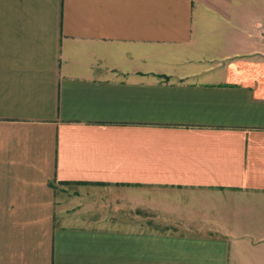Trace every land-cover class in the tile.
<instances>
[{"label":"crops","instance_id":"obj_1","mask_svg":"<svg viewBox=\"0 0 264 264\" xmlns=\"http://www.w3.org/2000/svg\"><path fill=\"white\" fill-rule=\"evenodd\" d=\"M0 264H264V0H0Z\"/></svg>","mask_w":264,"mask_h":264}]
</instances>
